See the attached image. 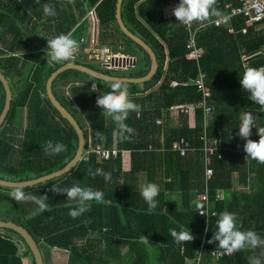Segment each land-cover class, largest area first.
Here are the masks:
<instances>
[{"label":"trees","instance_id":"16d2710c","mask_svg":"<svg viewBox=\"0 0 264 264\" xmlns=\"http://www.w3.org/2000/svg\"><path fill=\"white\" fill-rule=\"evenodd\" d=\"M63 2L66 0H40L39 4L36 0H0V70L10 80L14 92L12 111L0 132L2 179L22 182L39 178L67 166L76 155L77 135L47 96V83L56 69L74 63L114 76L141 78L151 68L148 54L118 25V0H75L61 8ZM46 3L55 5L56 16L44 15ZM171 3L179 0L124 1L127 28L152 48L159 64L150 81L139 85L127 83L129 98L142 109L139 116L131 112L126 120L134 129L130 141L120 139L114 122L96 105L97 97L110 90L108 82L69 70L53 84L55 96L84 132V158L69 173L23 189L37 196L47 195L52 211L32 216L34 203H16L20 213L14 219H5L19 223L31 233L45 264L48 260L53 264L52 249L68 251L67 264H199L200 255V264H249L248 257L252 256L264 262V249L259 248H246L216 260L213 252L223 249L218 242L208 241L217 230L219 217H211L208 222L207 217L200 215L207 205L199 200V195L208 192L211 209L219 216L224 211L235 213L239 230H254L264 238V188L257 191L254 186L256 177L264 178V164L246 157L243 139L240 148L237 146L238 128L245 112L254 114L255 127H264V112L248 99L249 94L239 82L248 68L264 67V24L248 28L244 35L245 21L237 18L233 22L237 33L232 36L227 29L210 25L217 17L213 16L205 23H192L188 31L175 17L166 18L164 9ZM228 4L235 8L239 0H217L220 14ZM90 12L97 19L95 36L101 46L109 47L114 54L137 58L128 70H111L88 60L87 49L95 29ZM197 31L196 41L204 50L200 65L213 89L212 112L206 118L204 108L197 109L196 126L192 128L190 114L179 110V124L173 127V108L198 104L203 99L192 84L170 86L173 81L194 82L198 76V64L187 58L191 33ZM59 34L77 40L79 50L70 62L50 63L47 39ZM94 83L99 85L98 92L91 89ZM5 104L6 91L0 80V117ZM158 119L163 120L162 125L157 124ZM97 130L104 133V141L96 138ZM256 133L255 128L252 140L259 139ZM205 135L211 142L217 139L222 147V152L213 157L215 174L208 186ZM182 140L188 146L184 156L174 150L175 143ZM49 141L60 142L67 150L46 155L43 149ZM99 148L129 152L130 165L124 167L121 154L117 159H101L92 152ZM97 168L110 173V180L92 175ZM147 183L160 188L157 207L150 214L141 196ZM73 185L102 191L103 202L93 201L89 211L71 218L68 212L75 202L51 189ZM13 190L0 187V195ZM221 192L224 198L219 200ZM181 228L190 231L195 239L176 243L169 230ZM143 236L147 240H142ZM203 246L207 252L202 254ZM27 258L35 264L22 236L0 230V264H26Z\"/></svg>","mask_w":264,"mask_h":264},{"label":"clouds","instance_id":"9594fccd","mask_svg":"<svg viewBox=\"0 0 264 264\" xmlns=\"http://www.w3.org/2000/svg\"><path fill=\"white\" fill-rule=\"evenodd\" d=\"M74 2L75 0H66V2L61 3L60 6L61 8H64L67 5L74 4ZM36 3L39 4L40 0H36ZM216 3L217 0H179V4L172 10V12L176 21L182 24L189 25L195 22L205 23L213 16H220V12L216 8ZM43 13L45 16H56L55 5L44 4ZM47 49L50 63L70 62L79 50V43L70 35L59 34L52 39H47ZM112 52L113 51L111 50V54H114ZM130 58L134 59V63L137 60V58ZM239 82L242 89L249 94L248 99L258 105L260 110L264 112V67L248 68L240 78ZM108 86L110 90L97 97L96 105L102 109V113L105 116L110 117L114 122L120 139L128 142L131 140V135L133 134L134 129L126 124V120L131 112H135L137 116H139L142 110L141 106L134 103L129 98L130 92L126 81L119 78H113L108 82ZM92 90H98L95 84L92 85ZM255 123L256 117L254 114L251 112H245L241 118L237 134L241 139L245 140L243 149L246 153V157L264 164V127L257 128L255 127ZM253 128H256L257 130L256 134L259 136L258 140H252L250 138ZM95 135L100 141L106 139L104 133L99 130L96 131ZM43 150L46 155H59L60 153L65 152L67 148L66 145L60 142L53 144L49 141ZM91 174L94 176H102L105 181H108L111 178L110 173L104 172L101 168H97ZM51 191L53 193L66 194L68 201L75 202V207H71L68 212V215L73 219H76L89 211L91 208V202L95 201L96 203H102L104 196L103 192L100 190H94L91 187H81L79 185H73L68 188L52 187ZM159 193L160 188L155 183H147L141 189V196L148 205L147 211L149 214L157 207L156 197ZM10 196L17 203H34L36 208L34 209L32 216L39 215L45 211H52L47 203V195L37 196L31 193H26L23 190V186L15 187L10 193ZM197 207L201 208L202 205L197 204ZM200 214L203 215L202 213ZM237 222L238 220L235 213L228 211L222 212L216 222L217 230L213 233V236L208 243L211 244L218 242V246L227 253L238 252L246 248L264 249V238L254 230H239ZM169 231L176 243H190L195 239L190 231L183 230V228H181L180 231H177L176 229H170ZM141 239L147 240L144 236ZM261 255H264V252H262ZM248 260L249 264H264L259 257H248Z\"/></svg>","mask_w":264,"mask_h":264},{"label":"built area","instance_id":"2783aa9c","mask_svg":"<svg viewBox=\"0 0 264 264\" xmlns=\"http://www.w3.org/2000/svg\"><path fill=\"white\" fill-rule=\"evenodd\" d=\"M177 4H169L166 6L164 9V14L167 19H172L175 16L173 15L172 10L178 5ZM89 16L92 17V21H94V27L95 29L92 30L91 32V38L90 42L92 45H98L101 46L98 41H97V36H95V31H96V25H97V19L95 18L94 12H90ZM237 18H243L245 21V25L247 26L246 29L243 30V34L247 35L248 34V28H252L258 25L264 24V0H239V5L238 6H232L231 4H228L226 6V11L220 16H217L211 23L210 25L216 27V28H225L228 31L229 35L235 36L236 35V30L234 27V20ZM184 27L187 28L188 31L191 30L192 24L185 25ZM197 32H192V40L190 41V53L188 54L187 58L191 61H195L199 65V74L197 79L194 82L191 83H179L177 81H173L171 83L172 87H177L179 85L187 86L188 84L194 85L198 91L203 95V99L200 103L198 104H191V105H181L177 106L176 110H181L182 112H186L190 114V117L195 116L197 109L204 108L205 110V115L206 118L208 114L212 112V106L210 105V99L213 97V89L212 87L207 84L206 82V75L201 71L200 68V60L204 55V50L198 46V43L196 41V36ZM84 42V40H82ZM89 42V47L87 50L90 49L91 43ZM104 65L106 68L111 69V70H128L133 64H134V59L130 57H126L122 54H111V49L110 48H105L104 49ZM88 53V51H87ZM91 54H97L96 56H99L98 53L95 52V50H91ZM101 54V53H100ZM97 86V92L99 91V85L98 83H94ZM93 85V84H92ZM91 85V89H92ZM175 110V109H174ZM158 125H162L163 121L158 120L157 121ZM207 124V121H206ZM188 149V146L186 144L185 140H182L180 142H176L174 145V150L179 151L183 156L186 154ZM96 153L101 159L103 160H110V159H117L119 155L121 154L123 159H125L126 152L125 151H120L117 148L113 149H104V148H99L95 151H92ZM222 152V147L220 146V143L218 140H215L214 142L209 141V138L207 135H205V147H204V154H205V164H206V182L207 186L209 184V181L213 178L215 172L214 169L212 168L213 164V157L217 155L218 153ZM221 156V155H220ZM224 198V194L221 192L218 196V199L221 200ZM199 200L202 202L206 203V209L201 210L200 213H202L203 217L208 218V222H210L211 217H219V214L216 211H213L211 208V201L208 192L203 193L199 195ZM208 229V226H207ZM203 246V250L201 253L203 254L204 251L207 252V248ZM235 253V252H234ZM234 253H227L225 250H217L213 252V257L216 260H221L224 259L228 256L234 255ZM202 255L199 257V264L201 262Z\"/></svg>","mask_w":264,"mask_h":264},{"label":"water","instance_id":"95a60500","mask_svg":"<svg viewBox=\"0 0 264 264\" xmlns=\"http://www.w3.org/2000/svg\"><path fill=\"white\" fill-rule=\"evenodd\" d=\"M125 0H118L117 4V21L118 25L123 31L124 34H126L135 44L140 46L149 56L151 61V68L147 75L141 77V78H128V77H119L110 75L107 73H104L102 71L96 70L94 68L87 67L82 64H74V63H67L64 66L56 69L52 74L51 77L48 80L47 83V92H48V99L51 102V104L54 106V109L60 114V116L69 123V125L73 128L77 135L78 139V150L76 152V155L74 159L63 168L52 172L48 175L41 176L39 178H34L28 181H22V182H16L12 180L2 179L0 178V187H4L7 189H15L17 186H23V189L27 188H33L38 185H41L44 182H47L49 180H53L55 178L61 177L62 175L69 173L72 168H75L77 164L84 158L85 150H86V138L84 135V132L82 128L80 127L77 120L73 117L71 113L68 112L64 108V106L60 103V101L57 99L53 92V84L55 80L62 75L63 73L74 70L78 71L80 73H84L88 75L91 78H95L96 80L102 81V82H109L113 78H119L124 81H126L128 84H143L148 81H150L158 72L159 64L157 57L152 50V48L139 36L132 33L126 26L124 19H123V5ZM0 80L4 85L5 91H6V104L3 114L0 117V132L3 129L4 125L7 122V119L12 111V105L14 101V92L10 83V80L7 78V76L4 74L3 71L0 70ZM0 230H11L22 236L23 241L25 242L26 246L29 248L31 255L33 257V260L35 264H45L44 257L42 254V251L34 239V237L31 235V233L22 225L19 223L13 221V220H3L0 219Z\"/></svg>","mask_w":264,"mask_h":264},{"label":"rangeland","instance_id":"374dc122","mask_svg":"<svg viewBox=\"0 0 264 264\" xmlns=\"http://www.w3.org/2000/svg\"><path fill=\"white\" fill-rule=\"evenodd\" d=\"M91 43V42H90ZM106 47L105 46H98V45H90V49L91 50H95L96 53L99 54V56H96L97 54H91V50H88V60L95 62V63H99L100 65H104V55L106 53H104V49ZM101 53V54H100ZM113 53V52H112ZM174 111H177L176 108H174ZM175 113V112H174ZM173 121L174 123L179 124V118L177 116H173ZM171 125H172V120H171ZM4 193L0 195V218H3V220L5 219H14L19 213L20 211L17 209V205H16V201L14 199L11 198L10 193L12 192H8L3 191ZM54 251H59V253H55ZM51 252H53V257L56 258L57 257V264H67L68 263V258H69V252L66 250H62V249H52ZM43 253L44 255L47 254V250L46 248L43 249ZM55 253V254H54ZM52 254H50L51 257V263L56 264L52 261ZM68 254V257L66 258L65 255ZM28 259V258H27ZM45 259H49L48 256H46ZM26 264H30V260L28 259L27 261H25ZM48 264H50L49 260H48Z\"/></svg>","mask_w":264,"mask_h":264},{"label":"crops","instance_id":"0c3cea01","mask_svg":"<svg viewBox=\"0 0 264 264\" xmlns=\"http://www.w3.org/2000/svg\"><path fill=\"white\" fill-rule=\"evenodd\" d=\"M88 51V50H87ZM198 64V63H197ZM200 68H201V66H200ZM201 71L205 74V72L202 70V68H201ZM198 74H199V65H198ZM206 75V74H205ZM198 77V76H197ZM197 79V78H196ZM207 82V81H206ZM160 84V83H159ZM208 84V83H207ZM210 85V84H209ZM211 86V85H210ZM197 89V88H196ZM198 90V89H197ZM199 92V91H198ZM200 93V92H199ZM175 112V113H174ZM173 116H177L178 118H179V110H177V111H174V108L172 109V114H171V118H172V126L173 127H176L177 126V124L176 123H174V121H173ZM158 120H161V119H158ZM157 120V121H158ZM163 121V120H162ZM189 126L190 127H192V128H194L195 126H196V115L195 116H192V117H190V121H189ZM256 126V125H255ZM253 129H255V128H253ZM252 129V130H253ZM238 136V135H237ZM238 145L237 146H239V148H240V146H241V144H242V139L238 136ZM217 140V139H216ZM211 141H213V140H211ZM244 142H245V140H244ZM130 165V153L129 152H126V156H125V159H124V167H128ZM235 183H239V177H238V175L236 176V178H235ZM254 186H255V189H257V191H258V189H262V188H264V178H262L261 180H259V178L258 177H256V179H255V181H254ZM4 192L2 191L1 192V194H3ZM5 193H6V191H5ZM223 193V192H222ZM224 194V193H223ZM3 219V218H2ZM148 241L150 242V239H148ZM150 244H151V242H150ZM152 249V248H151ZM55 253H59L60 254V252L59 251H54ZM53 253V252H52ZM54 253V254H55ZM52 257H53V254H52ZM65 257L67 258L68 257V254H66L65 255ZM52 261L54 262V263H56L57 262V257L56 258H52ZM57 264V263H56Z\"/></svg>","mask_w":264,"mask_h":264}]
</instances>
